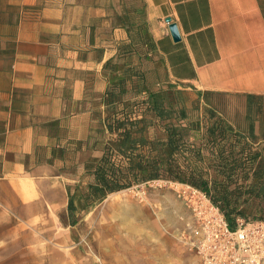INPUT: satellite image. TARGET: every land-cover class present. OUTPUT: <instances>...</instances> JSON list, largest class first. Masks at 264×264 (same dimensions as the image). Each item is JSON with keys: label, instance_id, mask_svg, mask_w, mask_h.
<instances>
[{"label": "crops", "instance_id": "obj_1", "mask_svg": "<svg viewBox=\"0 0 264 264\" xmlns=\"http://www.w3.org/2000/svg\"><path fill=\"white\" fill-rule=\"evenodd\" d=\"M123 75L125 101L134 85L139 97L172 91L179 110H189L190 96L200 117L203 108L215 115L198 119V142L219 119L234 153L249 145L264 156V0H0V203L15 196L19 179L34 182L50 191L23 203L26 218L48 204L71 240L82 236L87 215L70 216L68 201L77 207L74 191L85 184L60 175L102 158L112 138L105 93ZM117 205L130 230L96 242L110 264H200L166 228L144 231L130 204Z\"/></svg>", "mask_w": 264, "mask_h": 264}, {"label": "trees", "instance_id": "obj_2", "mask_svg": "<svg viewBox=\"0 0 264 264\" xmlns=\"http://www.w3.org/2000/svg\"><path fill=\"white\" fill-rule=\"evenodd\" d=\"M133 76L144 84L142 74ZM126 77L123 75L105 93V105L111 113L105 120V129L112 138L103 146L102 158L88 172L91 182L87 186V206L100 204L109 195L127 190L135 183L170 180L205 193L231 229H235L238 216L253 211L252 203L254 212L258 210L260 215L249 221L264 222V156L252 152L249 145L234 153L230 137L226 138L228 129L219 119L203 131L204 141L198 142L201 130L198 119L176 109L175 96L170 91L139 97L144 90L134 85V99L125 101ZM229 134L237 143L242 140ZM191 163L196 168L206 163V171L193 168ZM209 166L230 181L240 172L241 180L232 184L228 181L222 187L216 182L210 187L204 178V171L208 178ZM241 205L244 208L240 209ZM68 212L72 217L77 212L73 196L69 197Z\"/></svg>", "mask_w": 264, "mask_h": 264}, {"label": "rangeland", "instance_id": "obj_3", "mask_svg": "<svg viewBox=\"0 0 264 264\" xmlns=\"http://www.w3.org/2000/svg\"><path fill=\"white\" fill-rule=\"evenodd\" d=\"M191 102L193 100L189 96L186 99L189 110L186 112L195 119H205V115L210 118L213 116L211 112H206L203 108L200 117L199 103L193 104ZM191 165L196 168L195 164L191 163ZM208 165H211V162ZM93 167L92 164H87L86 167L81 168L80 174H74L71 171L67 173L64 170L60 175L62 176L60 181L64 183L79 181V183L85 184L81 185L80 190L76 189L74 192L78 193L77 197L80 200L82 199L77 204V212L80 208L85 211L88 222L87 226L80 232L82 236L73 240L69 236L72 230L64 225L61 217L53 211L51 205L32 207L35 216L31 219L26 218L25 213L28 214L29 210L23 206V203H27L28 199H33L35 202L42 201L44 192L49 193L50 190L46 188L43 190L40 185L34 182L19 179L21 186L14 191L15 196L13 194L8 197L5 196L8 199H4L0 203V264H110V260L106 258L104 253L96 248V242L102 241V235L114 236L115 239V237L130 230L129 227H125V211L117 207L119 206L117 204L124 203L130 204L127 212L133 214L135 224L140 225V229L164 231L163 228H166L167 234L174 242L185 246L183 240L187 235L190 216L177 195L178 185L185 184L170 180L139 182L127 190L109 195L100 204L87 206V186L91 182L88 172ZM200 167L205 170L206 163L200 164L196 169L200 170ZM205 171L204 178L209 181L210 187L216 182L219 183L218 186L222 187V184L228 183V181L234 183L239 179L241 180L242 177L239 172L230 181L222 175H217L210 168L207 178ZM114 198H116V202H112ZM178 206H183L184 215L179 211ZM239 208L244 207L241 205ZM251 208L253 209L252 212L248 211L244 216H238L239 219L249 221L259 218V211L254 212V203H252ZM147 216L154 220L152 227L146 223ZM103 239L110 240V238ZM169 252L173 251L169 249ZM167 264H174V262ZM187 264L193 263L188 262Z\"/></svg>", "mask_w": 264, "mask_h": 264}, {"label": "built area", "instance_id": "obj_4", "mask_svg": "<svg viewBox=\"0 0 264 264\" xmlns=\"http://www.w3.org/2000/svg\"><path fill=\"white\" fill-rule=\"evenodd\" d=\"M178 187L190 216L183 242L200 264H264V222L238 219L231 229L205 193L188 185Z\"/></svg>", "mask_w": 264, "mask_h": 264}, {"label": "water", "instance_id": "obj_5", "mask_svg": "<svg viewBox=\"0 0 264 264\" xmlns=\"http://www.w3.org/2000/svg\"><path fill=\"white\" fill-rule=\"evenodd\" d=\"M167 23H170V20L166 21ZM169 30L172 36V39L174 42H178L180 40L179 33L177 30V27L174 24L169 25Z\"/></svg>", "mask_w": 264, "mask_h": 264}, {"label": "bare ground", "instance_id": "obj_6", "mask_svg": "<svg viewBox=\"0 0 264 264\" xmlns=\"http://www.w3.org/2000/svg\"><path fill=\"white\" fill-rule=\"evenodd\" d=\"M112 202H116V198L112 199Z\"/></svg>", "mask_w": 264, "mask_h": 264}]
</instances>
